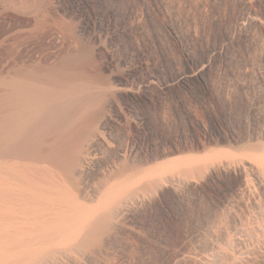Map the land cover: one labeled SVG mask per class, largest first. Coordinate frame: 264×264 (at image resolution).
Here are the masks:
<instances>
[{
    "label": "bare ground",
    "instance_id": "6f19581e",
    "mask_svg": "<svg viewBox=\"0 0 264 264\" xmlns=\"http://www.w3.org/2000/svg\"><path fill=\"white\" fill-rule=\"evenodd\" d=\"M74 1L70 12L78 30L97 42L104 67L117 62L126 71L115 74L120 86L113 87L91 79L80 51L63 58L39 49L40 56L25 54L23 33L0 41L1 72L7 71L0 78V264H113L110 257L134 248L139 237L160 247L182 233L160 264H264V104H248L246 135L226 113L219 135L189 117L171 129L174 134L163 124L142 136L127 111L151 98L140 97L129 80L147 60L114 51L136 12L133 21L118 22L114 11L93 17L90 0ZM11 16L0 21L16 23ZM258 20L241 1L226 37L175 82L191 88L195 78L229 95L230 88H212L206 74ZM36 27L34 38L45 31L69 38L56 21ZM186 52L190 56L189 47ZM121 94H128L126 101L117 100ZM176 106L192 110L185 101ZM167 135L175 138L167 142ZM121 254L120 263H132Z\"/></svg>",
    "mask_w": 264,
    "mask_h": 264
},
{
    "label": "rangeland",
    "instance_id": "374dc122",
    "mask_svg": "<svg viewBox=\"0 0 264 264\" xmlns=\"http://www.w3.org/2000/svg\"><path fill=\"white\" fill-rule=\"evenodd\" d=\"M90 1L93 17L97 12L108 16L114 11L119 14L118 22L127 18L133 21L132 16L129 17L131 13L136 12L133 27L130 25L129 32L122 33L116 38L114 51L119 57L133 53L136 57L144 54L147 60L139 75L129 80V84L137 89L140 97L148 93L151 98L149 103L138 101L135 106L137 109L127 111L132 124L142 129L140 130L142 136L153 129L161 130L163 124L168 135L174 134L171 129L182 128V120H188L189 117L202 120L208 129H213L219 135L218 127H226L224 118L226 113L233 115L232 124L239 134L246 135L242 122L245 114H248V104L250 102L264 104V0ZM241 1L249 4L251 11L259 20L244 32V38L230 45L227 53L216 58L214 68L206 74L208 84L212 88L218 86L230 88V94L216 89L209 90L204 81L195 78L190 81L191 88L186 83L175 82L181 72H193L197 63L208 56L209 47L215 43L220 44L226 37L236 20ZM74 4V0H0V16L7 13L9 16L12 15L16 22L9 24L7 21H0V41L8 38L10 34L14 37L23 33L27 41V45L24 43V49L22 48L25 54L27 52L31 54L39 49L38 51L41 50L42 54L47 55V52L51 54L55 51L53 55L63 58L80 51L82 69L89 70L86 72L91 79L99 81L98 83H109L113 87L120 86V81L113 78L116 75H124L126 65L116 62L110 69L104 67V57L97 51V42L78 30L79 20L70 12ZM45 20L56 21L65 31L62 30V37H69L65 39L67 41L57 39L54 33L47 31L40 34L39 38L37 36L34 38L33 34L38 30L35 25L38 26ZM174 30L182 33L183 41L175 35ZM35 39L38 40L35 42ZM187 47L190 49V56L186 52ZM41 52L33 54L40 56ZM1 57L2 53L0 62ZM2 70L0 63V78L7 72H1ZM11 74L8 72V77H11ZM150 75H154L156 79L154 83L147 85L145 81ZM165 83L169 85L164 87ZM113 95L109 92L110 97L114 98ZM125 96L128 97V94L116 97L118 101L124 102L127 99ZM160 101L163 104L160 105ZM181 101L189 103L192 110L177 108L176 103ZM262 116L261 123L264 125V111ZM129 118L123 123L126 127ZM119 127L120 130L123 128ZM168 135L165 136L167 142L175 138V135L169 137ZM191 142L192 139L189 138L188 143ZM140 216L146 218L145 213ZM177 235L160 247L152 245L150 238L139 237L134 248L124 250L126 252L122 254L132 258V263L129 264H160L169 256L166 249L175 245L184 234L182 233L181 237ZM120 254L116 251V256L112 255L113 259L110 257L109 262L122 264Z\"/></svg>",
    "mask_w": 264,
    "mask_h": 264
}]
</instances>
